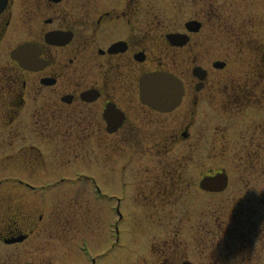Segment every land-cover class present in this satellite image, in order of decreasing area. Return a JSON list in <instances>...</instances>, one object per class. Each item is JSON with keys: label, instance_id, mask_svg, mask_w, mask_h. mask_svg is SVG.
<instances>
[{"label": "flooded vegetation", "instance_id": "flooded-vegetation-1", "mask_svg": "<svg viewBox=\"0 0 264 264\" xmlns=\"http://www.w3.org/2000/svg\"><path fill=\"white\" fill-rule=\"evenodd\" d=\"M262 100L264 0H0V264H75L76 205L117 210L120 236L135 200L154 210L134 219L155 218L187 166L169 154L193 135L200 154L208 118L237 126ZM144 155L164 163L144 169L149 195H126ZM238 229L224 249L251 264ZM86 242V264L124 263L123 243ZM173 247L153 245L155 264L189 261Z\"/></svg>", "mask_w": 264, "mask_h": 264}, {"label": "rangeland", "instance_id": "rangeland-1", "mask_svg": "<svg viewBox=\"0 0 264 264\" xmlns=\"http://www.w3.org/2000/svg\"><path fill=\"white\" fill-rule=\"evenodd\" d=\"M255 106L256 108L251 107L254 111L252 110L250 119L244 123L238 122L237 126V123L232 126L230 119L218 123L208 118L206 124L209 130L200 133V154L196 149L197 135L176 147L174 152L169 154L170 163L181 161L180 159L188 152L183 161L187 166L181 172L182 181L168 189L169 203L167 202L165 209H162L155 218L151 214L149 218L142 216L141 219H134L133 214L139 210L141 212L154 210L152 209L154 207L145 206L141 201L135 200L137 203L133 202L134 204L128 207L131 217L123 222L121 228L124 232L121 231L119 240H116L117 236L113 233L112 224L110 225L115 218L108 215L99 218L101 215L99 210L93 215H87L84 205H76V215L71 219L73 226L71 237L74 241L71 245L75 251V264H86L84 243L88 240L92 245L110 246L118 242L123 243L126 246L123 264H155V259L157 260L155 255L158 253L153 256L152 246L156 244H167L182 250V255L195 264H205V260H212L211 256L207 257L209 254H215L214 264H232L236 258L233 252L225 251L224 248H232L234 241L243 236L238 228L245 229L244 234L252 232L247 237L249 246L246 245L248 248L242 252L252 256L251 264H264V120H260L264 117V100L258 107ZM256 115L259 120L255 119ZM216 124L221 130L213 129ZM137 158L133 163L134 168L127 171L130 179L135 178L136 182L126 195L139 196L144 193L149 195L148 186H142V182L147 179V176H144V169L150 167L157 169L164 161L158 156L151 155ZM82 167L93 170L94 173L99 171L96 166L89 169L83 164ZM152 169L150 173L153 174ZM221 169L226 170L230 176L226 191L222 193L202 191L199 182L203 176ZM100 179L103 180L104 177ZM94 187L92 191L96 196L98 189L94 192ZM98 188L108 194L116 195L118 192L117 187L113 185H107L104 189L100 186ZM76 190L79 192L78 187ZM60 195L64 193L60 192ZM110 198L112 199V196L108 195L109 200ZM135 228H139L140 233L137 235L134 234ZM235 230L238 234L234 233ZM245 238L241 237L243 242ZM240 242L237 240V244ZM62 248L63 251L64 247ZM97 249L95 246V250ZM243 257L244 255L240 259Z\"/></svg>", "mask_w": 264, "mask_h": 264}, {"label": "water", "instance_id": "water-1", "mask_svg": "<svg viewBox=\"0 0 264 264\" xmlns=\"http://www.w3.org/2000/svg\"><path fill=\"white\" fill-rule=\"evenodd\" d=\"M228 184V177L226 173L222 172L215 176L205 177L201 183L200 187L206 191L210 192H217L222 191L227 187ZM185 264H192V263H185Z\"/></svg>", "mask_w": 264, "mask_h": 264}]
</instances>
